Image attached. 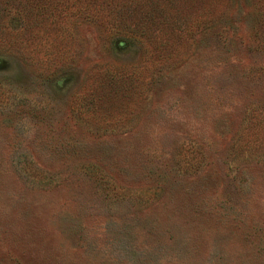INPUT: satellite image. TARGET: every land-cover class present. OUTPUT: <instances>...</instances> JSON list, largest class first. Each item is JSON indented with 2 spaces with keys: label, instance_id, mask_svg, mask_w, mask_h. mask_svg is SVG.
Listing matches in <instances>:
<instances>
[{
  "label": "rangeland",
  "instance_id": "rangeland-1",
  "mask_svg": "<svg viewBox=\"0 0 264 264\" xmlns=\"http://www.w3.org/2000/svg\"><path fill=\"white\" fill-rule=\"evenodd\" d=\"M0 264H264V0H0Z\"/></svg>",
  "mask_w": 264,
  "mask_h": 264
}]
</instances>
